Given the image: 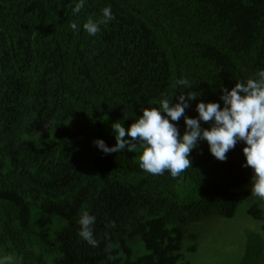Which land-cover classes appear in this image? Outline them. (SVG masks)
<instances>
[{
  "label": "trees",
  "instance_id": "trees-1",
  "mask_svg": "<svg viewBox=\"0 0 264 264\" xmlns=\"http://www.w3.org/2000/svg\"><path fill=\"white\" fill-rule=\"evenodd\" d=\"M78 2L0 0V247L22 264H190V225L233 218L253 197L244 142L224 162L199 142L173 179L94 141L114 146L113 123L127 129L174 91L173 104L199 93L189 118L201 101L223 107L222 88L264 70V0H85L74 15ZM105 7L114 19L90 36L83 23ZM178 79L192 87L173 89ZM173 123L182 136L184 119ZM263 202L252 218L263 220ZM82 210L96 217L98 247L78 236ZM137 240L148 253L134 257ZM239 264H264L262 235H249Z\"/></svg>",
  "mask_w": 264,
  "mask_h": 264
},
{
  "label": "clouds",
  "instance_id": "clouds-1",
  "mask_svg": "<svg viewBox=\"0 0 264 264\" xmlns=\"http://www.w3.org/2000/svg\"><path fill=\"white\" fill-rule=\"evenodd\" d=\"M85 0H79L72 11L79 14L84 7ZM114 19L110 7L102 9L98 19L89 17L83 23V30L90 36L100 31V25H107ZM70 28L74 32L80 31V25L72 22ZM171 87H192L187 79H178ZM220 100L223 107L217 102H199L195 111L198 117L189 118L185 110L190 106L189 101L195 100L199 93L188 92L172 98L177 91L164 96L158 101L159 107L142 109V116L135 119L127 129L120 121L111 125L116 144L109 147L103 140L97 139L94 144L105 154L139 152V168L150 175H164L168 172L173 179L180 177L188 168H192L190 154L197 148L198 143L206 141L210 153L217 160H227V153L233 150L238 142H244L243 155L245 168H251V196L264 201V70L258 71L254 77L246 81H239L229 90L222 88ZM166 114V115H164ZM183 118L185 131L181 136L176 123ZM201 121L210 124V128H203ZM96 217L82 210L79 218L78 236L93 248L99 246L94 237L93 225ZM115 227V222L109 224ZM109 259L114 257L109 256ZM22 257L4 256L0 264H22Z\"/></svg>",
  "mask_w": 264,
  "mask_h": 264
},
{
  "label": "rangeland",
  "instance_id": "rangeland-1",
  "mask_svg": "<svg viewBox=\"0 0 264 264\" xmlns=\"http://www.w3.org/2000/svg\"><path fill=\"white\" fill-rule=\"evenodd\" d=\"M254 201L260 200L250 197L242 202L233 218L213 216L191 224L189 230L197 235L198 249L187 250L191 243L187 240L183 249L185 259L190 264H239L249 235L260 234L264 238V218L256 220L247 211ZM260 204L264 210V202ZM133 248L134 257L148 253L141 240L135 241ZM4 256L15 255H5L0 247V258Z\"/></svg>",
  "mask_w": 264,
  "mask_h": 264
}]
</instances>
